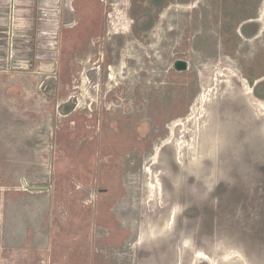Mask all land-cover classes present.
Here are the masks:
<instances>
[{
  "label": "rangeland",
  "instance_id": "374dc122",
  "mask_svg": "<svg viewBox=\"0 0 264 264\" xmlns=\"http://www.w3.org/2000/svg\"><path fill=\"white\" fill-rule=\"evenodd\" d=\"M128 1L75 0L62 34L58 0L30 17L15 8L10 56L28 45L33 72L0 77L14 92L0 101L10 95L17 149L0 164L11 159L18 185L44 191L32 206L22 192L2 195L0 264H264V0H172L145 40ZM29 25L32 41L20 35ZM178 58L188 70L173 69ZM203 103L202 151L184 149L181 179L174 148L192 138L183 124ZM160 159L171 164L164 203L149 189Z\"/></svg>",
  "mask_w": 264,
  "mask_h": 264
},
{
  "label": "crops",
  "instance_id": "0c3cea01",
  "mask_svg": "<svg viewBox=\"0 0 264 264\" xmlns=\"http://www.w3.org/2000/svg\"><path fill=\"white\" fill-rule=\"evenodd\" d=\"M11 0H0V77L1 76H15V75H30L28 74V72L32 73L33 70L32 69H28L31 66V56L32 51L31 49L28 48V45H26L24 47V50H18V54H17V50H14V56H10V50L11 47L9 45V40H10V35L8 33H6L5 31L7 29H9V25H8V21L11 19L10 17V12H12V7L9 6V2ZM50 0H14V7L18 8V6L20 5H24L27 8L23 9L26 15H28V17L33 16L34 11L35 14L37 12L38 14V10L40 9L41 5H48ZM68 0H58V4L60 3L61 5V11L59 12V16L60 18H58L61 22H62V26L60 27V34L63 33V26L64 22L68 21L66 19L67 13L64 12L62 15V11L67 7V11H69V13H72V11H75V5L74 2L75 0H70V5H67ZM59 6V5H58ZM64 16V17H63ZM73 16V13L71 15V18ZM79 17V16H78ZM30 20V18H28ZM68 22H70L69 24H71L72 19H70ZM76 21H74L75 23ZM73 23V24H74ZM28 31L27 30H23L20 31V35H22V32H25V34L23 36L29 38V41H32L31 37L33 38V34L31 32H33L32 26L29 25L28 26ZM14 40V39H12ZM24 52V53H22ZM42 52H39L37 54V57L40 58V54ZM33 60V58H32ZM8 62V67H1L3 64L1 62ZM29 62V63H28ZM23 65V70H17V67ZM38 69V67H37ZM10 87V86H7ZM6 87V88H7ZM2 93H14V92H8V89H3L0 90ZM6 98H8L7 100H2L0 101V104H3L4 106H0L1 109H3V111H6L8 113V116L6 117H0V158H15L17 156V149H15V147H11L12 145L10 144V139H11V135H13V132H16V123H15V118L14 117H10V113L13 111L10 108L11 103L9 101L10 95L8 94V97L5 96ZM15 160V159H14ZM3 162V161H2ZM13 161L11 162V159H8V161H4L3 165L4 167L7 169V171L2 172L1 170V164H0V191L2 190V194L0 192V199L4 196H2L3 194H5L7 191H13V195H14V201H15V196L16 193L15 192H22L24 195V197H29L32 201H31V206L33 204V200L34 198H38L37 200L40 201V203L42 202L41 199H43V187H35L30 185L29 183L24 182V185H18V177L16 174V170L13 166H12ZM19 180H21V177H19ZM24 181V180H23ZM29 184V185H28ZM34 187V188H32ZM12 201V205L13 203L15 204V202ZM41 209V207H40ZM12 212H14V216H12V221L16 222V213L15 210H13ZM41 213V212H40ZM3 219V217L1 218ZM6 221V220H5ZM7 222V221H6ZM15 225V224H14ZM11 237V236H10Z\"/></svg>",
  "mask_w": 264,
  "mask_h": 264
},
{
  "label": "bare ground",
  "instance_id": "6f19581e",
  "mask_svg": "<svg viewBox=\"0 0 264 264\" xmlns=\"http://www.w3.org/2000/svg\"><path fill=\"white\" fill-rule=\"evenodd\" d=\"M236 81V80H235ZM234 81V82H235ZM226 82H227V84H228V86L229 85H231L232 84V79H231V77H229V78H227V80H226ZM227 88V87H226ZM232 89V88H231ZM225 90V89H224ZM219 91V90H218ZM216 89L215 90H213V94L212 95H209V97L206 99V97L204 98V100H203V102H207V101H211L212 99H211V97L212 96H214V93L215 94H217V92H218ZM227 91V90H226ZM220 92V91H219ZM229 92V91H228ZM234 92V91H233ZM219 94V93H218ZM232 95H233V93H231ZM216 96H218V95H216ZM233 96H235V95H233ZM213 100H215V97L213 98ZM209 103V102H208ZM215 103H216V101H215ZM211 104H212V102L210 103V106H211ZM221 104V103H220ZM204 105H206V104H204L203 103V105H201V110L202 111H200V112H198V113H194V115L192 116H190V118H189V120L188 121H190V122H192L193 121V124H194V126L191 128H188V126H187V123H184L183 124V132H185L186 130H188L189 132L188 133H190V135L192 134V138L190 139V140H188V139H184L185 141H184V143H179L178 142V144L177 145H175V154L177 153L178 155H179V159L181 160V166H180V168H179V170H177V173L178 172H182V175H179L180 177H181V179H183L184 178V175H187V169H186V162H185V158H186V155L185 156H183L184 154H183V152H184V149L185 150H187V151H191L192 153L194 152L195 153V151L196 150H201L202 151V149H200L199 148V146H197V140L198 139H201L202 138V135L203 134H205V133H207V131L206 130H204L203 131V129L201 130V126H202V123H201V121H200V118L202 117V115L204 114V112H205V114L207 115V114H209V110H208V108L207 107H204ZM208 105V104H207ZM213 105V104H212ZM215 106H217L216 104H215ZM241 106V105H240ZM199 108V107H198ZM210 108V107H209ZM211 109V108H210ZM215 109H217V107L215 108ZM196 111H197V109H195ZM212 111V113H215V112H213V110H211ZM211 111H210V115L212 114L211 113ZM215 111V110H214ZM217 111H219V110H217ZM231 112V111H230ZM217 114V113H216ZM212 117L214 116V115H211ZM234 116V115H233ZM209 117V116H208ZM211 117V118H212ZM216 118V117H215ZM203 120H205V119H203ZM210 121L212 120V119H209ZM213 121V120H212ZM204 123H205V126H206V128H208V120H206V121H204ZM206 123H207V125H206ZM204 126V125H203ZM213 128V127H212ZM210 130V129H209ZM213 131V130H212ZM209 132V131H208ZM187 135H189V134H187ZM186 136V134L183 136L184 138H186L185 137ZM207 138V137H206ZM207 140H208V138H207ZM214 140V139H213ZM172 141V140H171ZM205 141V140H204ZM182 142V141H181ZM206 142V141H205ZM200 143V142H199ZM208 143H209V141H208ZM201 144H203V143H201ZM204 145V144H203ZM205 145H207V144H205ZM183 146H186V148H184ZM203 147V146H202ZM185 153V152H184ZM176 154V155H177ZM197 154V153H196ZM204 154V153H203ZM177 155V156H178ZM200 155H201V153H200ZM204 156V155H203ZM194 157V156H193ZM199 157V156H198ZM178 158V157H177ZM157 159V158H156ZM198 159V158H197ZM171 162H175V161H172V159L170 160V163ZM197 162V161H196ZM165 164H167V166H168V164L169 163H165ZM165 164H162V162H161V159L158 161V167L157 168H161V169H159V170H161V172L160 173H158L156 170H153V168L152 167H150L149 169H148V173L152 176V182L149 184L150 186H151V188H149L150 189V192H151V194H150V196H153L152 198L154 199V198H156L155 197V195L157 196L158 195V199H161V202H163L164 203V201H167V200H169L168 199V197H167V192H166V194H165V188H166V182H164V180H165V178H166V176H165V174L167 173V166L165 165ZM170 166H171V164H169V168H170ZM174 166V165H173ZM175 167V166H174ZM187 167H188V165H187ZM175 169V168H174ZM170 171V170H169ZM177 173H175V174H173V176H178V174ZM148 174V175H149ZM171 174V173H170ZM188 176V175H187ZM173 179V178H172ZM185 180V179H184ZM168 181V180H167ZM169 182V181H168ZM182 183V182H181ZM169 184V183H168ZM168 186H170V185H168ZM176 187V186H175ZM184 187V186H183ZM154 189H155V191H154ZM167 189V188H166ZM173 191V190H172ZM174 192V191H173ZM172 192V193H173ZM177 193H178V191H177ZM169 195H170V193H169ZM173 195V194H172ZM177 194L176 195H174V197L172 198V201L174 200V202H175V200H178V199H176L177 198ZM171 198V197H170ZM152 199V200H153ZM157 199V200H158ZM155 200V199H154ZM160 202V201H159ZM170 204H171V202H170ZM165 206V205H164ZM167 206V205H166ZM165 208V207H164ZM168 208V207H167ZM170 208V207H169ZM167 211V210H166ZM169 221V220H168ZM153 227V226H152ZM156 227V226H155ZM154 227V228H155ZM168 230L169 229H171L170 227H171V225L170 224H168ZM153 229V228H152ZM156 229V228H155ZM143 231V230H142ZM146 231V230H145ZM150 231H152V233L153 232H155V230H150ZM145 237H146V233L145 232H141V236H140V243L145 239ZM148 237V236H147ZM202 256V255H201Z\"/></svg>",
  "mask_w": 264,
  "mask_h": 264
},
{
  "label": "flooded vegetation",
  "instance_id": "af4514ba",
  "mask_svg": "<svg viewBox=\"0 0 264 264\" xmlns=\"http://www.w3.org/2000/svg\"><path fill=\"white\" fill-rule=\"evenodd\" d=\"M172 0H129L128 1V17H131V29L132 33L137 34L139 38L142 40H145L142 34L148 32L156 23L157 20V14L158 12H161V9L165 8L169 2ZM106 2H109L110 4L113 3V0H106ZM186 2V0H185ZM108 4V3H107ZM106 4V6H107ZM145 5L146 8H148L147 13L140 15L139 13L136 12V8L139 7V5ZM169 6V5H168ZM108 7V6H107ZM16 9H13V16L11 19L8 21L9 29H7L5 32L10 35V40L8 43L12 42L13 35H16L15 31V26L16 24L14 23V20H16ZM108 12H105V25L107 26V20H108ZM11 14V13H10ZM110 16V15H109ZM229 16V14H228ZM64 17V16H63ZM230 17V16H229ZM256 17L251 16L247 20L255 19ZM231 19V17H230ZM233 20V18H232ZM70 22L66 21L64 22V25H68ZM76 24V22L74 23ZM105 25L103 26V30L107 31V27L105 28ZM62 37V36H61ZM180 59V58H178ZM184 59V58H181ZM176 61V60H175ZM174 69V68H173Z\"/></svg>",
  "mask_w": 264,
  "mask_h": 264
},
{
  "label": "water",
  "instance_id": "95a60500",
  "mask_svg": "<svg viewBox=\"0 0 264 264\" xmlns=\"http://www.w3.org/2000/svg\"><path fill=\"white\" fill-rule=\"evenodd\" d=\"M22 12H23L22 10H19V12L16 11L15 15L17 14L18 16H21V14H19V13H22ZM18 19H20V18H18ZM18 19L16 18V20H14L15 24L19 23ZM172 67L174 68L175 71L184 72V71L189 69V62L186 59H181L180 58V59H177L173 63ZM35 187H40V186H35ZM32 188H34V187H32Z\"/></svg>",
  "mask_w": 264,
  "mask_h": 264
}]
</instances>
